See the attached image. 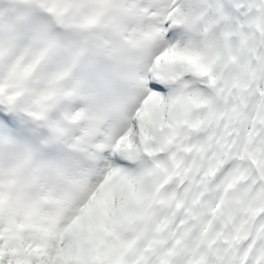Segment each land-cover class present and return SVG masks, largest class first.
Returning <instances> with one entry per match:
<instances>
[{
  "label": "clouds",
  "instance_id": "obj_1",
  "mask_svg": "<svg viewBox=\"0 0 264 264\" xmlns=\"http://www.w3.org/2000/svg\"><path fill=\"white\" fill-rule=\"evenodd\" d=\"M0 264H264V0H0Z\"/></svg>",
  "mask_w": 264,
  "mask_h": 264
}]
</instances>
